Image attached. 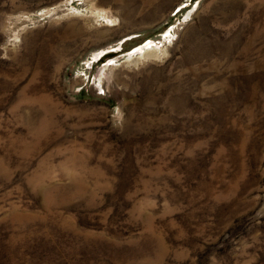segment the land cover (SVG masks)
Returning a JSON list of instances; mask_svg holds the SVG:
<instances>
[{"label": "rangeland", "instance_id": "obj_1", "mask_svg": "<svg viewBox=\"0 0 264 264\" xmlns=\"http://www.w3.org/2000/svg\"><path fill=\"white\" fill-rule=\"evenodd\" d=\"M0 264H264V0H0Z\"/></svg>", "mask_w": 264, "mask_h": 264}, {"label": "bare ground", "instance_id": "obj_2", "mask_svg": "<svg viewBox=\"0 0 264 264\" xmlns=\"http://www.w3.org/2000/svg\"><path fill=\"white\" fill-rule=\"evenodd\" d=\"M151 52H152V51H151ZM149 56H152V57H153V56H156V55H155V54H154V55L152 54V55H149ZM149 56H147V57H149Z\"/></svg>", "mask_w": 264, "mask_h": 264}]
</instances>
